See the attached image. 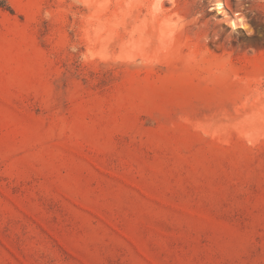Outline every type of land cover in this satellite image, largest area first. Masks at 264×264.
Listing matches in <instances>:
<instances>
[{
  "label": "rangeland",
  "instance_id": "obj_1",
  "mask_svg": "<svg viewBox=\"0 0 264 264\" xmlns=\"http://www.w3.org/2000/svg\"><path fill=\"white\" fill-rule=\"evenodd\" d=\"M0 264H264V0H0Z\"/></svg>",
  "mask_w": 264,
  "mask_h": 264
},
{
  "label": "bare ground",
  "instance_id": "obj_2",
  "mask_svg": "<svg viewBox=\"0 0 264 264\" xmlns=\"http://www.w3.org/2000/svg\"><path fill=\"white\" fill-rule=\"evenodd\" d=\"M224 6V4L222 2H218L215 8L218 9H222ZM245 17L241 16V13H237L235 14V16H233L231 18V24L233 25L234 28H238V27H244L245 28Z\"/></svg>",
  "mask_w": 264,
  "mask_h": 264
}]
</instances>
